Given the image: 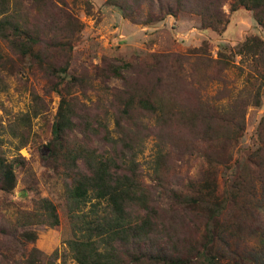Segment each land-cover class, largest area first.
Here are the masks:
<instances>
[{"label": "rangeland", "instance_id": "1", "mask_svg": "<svg viewBox=\"0 0 264 264\" xmlns=\"http://www.w3.org/2000/svg\"><path fill=\"white\" fill-rule=\"evenodd\" d=\"M126 2L132 9L107 0H16L10 5L11 14L19 12L30 27L42 31L43 42L38 59L19 57L0 40V53L8 61L4 66L0 62V154L13 160L16 175L12 192L0 190V226L10 228L16 210H35L41 198L54 204L59 224L28 227L37 234L33 243L0 233V261L11 255L12 260H22L35 246L47 255L57 250V264H77L66 246L74 238L76 220V203L68 191L87 165L85 160L74 168L63 154L84 146L92 152L91 159L117 153L124 167L133 160L159 209L187 214L175 220L179 238L186 241L197 238L204 225L202 218L191 217L185 199L194 194L205 171L216 176L217 192H229L231 177L241 165L253 169L251 160L262 159L214 247L223 256L222 264H264V215L257 210L264 201V157L253 152L264 115V87L251 59L237 54L247 37L264 40L263 28L252 10L239 6L230 11L231 0L214 2L211 10L223 12L221 22L212 25L216 30L193 11L195 2L209 8L211 0ZM168 7L173 14L165 13ZM152 14H162L163 19L144 23ZM64 66L66 72L60 73ZM257 92L259 105L254 104ZM129 94L136 99L152 94L166 105L162 151L175 152L163 169L155 170L154 163L161 143L157 113L135 108L123 117L120 97ZM61 98L74 111V127L56 148L47 147ZM35 107L39 114L26 130L27 143L17 149L21 137L11 135V125ZM200 113L211 114L208 128ZM104 208L105 202L90 197L80 203L78 213L90 218L93 209L102 214Z\"/></svg>", "mask_w": 264, "mask_h": 264}, {"label": "trees", "instance_id": "2", "mask_svg": "<svg viewBox=\"0 0 264 264\" xmlns=\"http://www.w3.org/2000/svg\"><path fill=\"white\" fill-rule=\"evenodd\" d=\"M33 1L39 2V0ZM107 1L121 8L126 6L128 9H132L126 0ZM215 1L211 0L209 8L199 6L198 2H195V8H193L194 12L203 17V23L214 29L216 26L212 25L221 22L223 13L219 9L216 12L211 10ZM12 2H16V0H0V40L9 44L11 51L19 57L34 56L39 59V44L43 42L42 31L30 27L25 17L21 16L19 12L11 14L10 5ZM239 6L252 10L255 20L264 31V0H231L230 11L237 10ZM172 11V8L168 7L165 13L173 14ZM161 19H163L162 14L158 16L152 14L143 22L148 23ZM237 54L246 55L251 59L257 70L256 78L260 81V86L264 87V40L256 35L247 37L239 45ZM0 62L2 66L8 63L7 60L4 61L1 53ZM58 71L65 73L66 66L59 68ZM116 76L122 78L121 74H116ZM247 79L249 80V78ZM257 94L258 100L255 99V105H259L261 100L259 92ZM120 101L122 102L120 111L125 118H128L130 111L135 108L148 109L157 113V137L158 141L161 138V143L158 142L159 151L154 163L155 170L163 169L175 152L174 150L162 151V147L165 145L164 122L167 119L166 105L163 99L153 97L152 94L148 98L139 97L136 99L134 94H129L127 97H120ZM73 113L69 103L61 98L56 120L52 126V138L47 147L56 148L64 139L67 131L73 129ZM38 114L39 109L35 107L31 114L24 113L17 119L15 118L13 126L11 125L13 127L11 135L21 137L17 149L27 143L28 133L26 130L31 124V119ZM193 116L197 117L198 115L194 113ZM200 116L201 121L208 128L206 120L211 117V114L200 113ZM116 124L120 125V121L117 120ZM205 130L207 129H203V131ZM256 135L257 147L253 152L258 157H264V115L260 119ZM131 145L130 142L126 143L127 148H130ZM90 153L92 152H87V148L81 146L71 148L70 151L63 154L65 159H71L74 168L85 160L87 165L85 173L80 175L77 184L68 191L71 200L76 203L73 206L75 210L72 216L76 220L73 225L74 238L68 240L66 246L71 253V258L77 264H222L223 256L215 249L214 243L221 239L222 234L229 227V211L231 210L232 215L234 209H239L240 194L248 186L253 170L260 171L263 164L262 159L259 162L251 160L253 169L248 164H242L241 170L231 177L229 192H217V179L212 174V170L215 173V168L210 166L212 175L209 176L207 169L203 178L197 182L194 194L185 199L189 210L194 213V216L191 217L202 218L204 221L201 234L197 238L186 241L179 238L175 220L187 216V214L175 209H163L171 214L163 213L155 204L157 199L154 197L153 189L139 178L133 160L127 167H124L122 165L124 160L117 153H115V157L102 159H91ZM226 166L227 164H225ZM159 178L164 179V176ZM159 178L157 176V179ZM15 184V163L0 154V190L10 193ZM176 196L178 195L176 194ZM90 197L96 202H105L104 213L98 214V211L93 209L90 218L87 214L78 213L80 203L87 201ZM36 203L39 204V208L35 210H16L12 226L10 228L0 226V233H11L22 242L24 240L33 243L37 234L34 230H28V227L37 224L56 227L59 224V218L54 204L46 198H41ZM92 206L97 207L98 205L93 204ZM257 210L264 215V201ZM191 221L194 226H197L196 221ZM22 228L25 229L19 230ZM261 247H263L264 256V241ZM11 257L4 256L0 263L57 264L59 255L57 250L47 255L32 246L22 260H12Z\"/></svg>", "mask_w": 264, "mask_h": 264}]
</instances>
